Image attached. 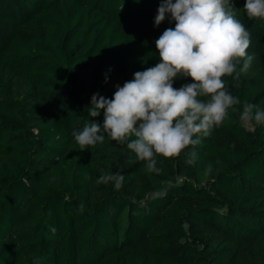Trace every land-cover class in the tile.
I'll list each match as a JSON object with an SVG mask.
<instances>
[{
  "label": "trees",
  "instance_id": "trees-1",
  "mask_svg": "<svg viewBox=\"0 0 264 264\" xmlns=\"http://www.w3.org/2000/svg\"><path fill=\"white\" fill-rule=\"evenodd\" d=\"M161 2L0 0V264H264V125L239 119L245 101L264 109V20L246 0L252 62L238 87L222 78L241 104L210 135L154 157L159 172L107 135L85 150L72 136L103 125L93 94L160 62L175 28L154 26ZM118 172V190L97 182Z\"/></svg>",
  "mask_w": 264,
  "mask_h": 264
},
{
  "label": "clouds",
  "instance_id": "clouds-1",
  "mask_svg": "<svg viewBox=\"0 0 264 264\" xmlns=\"http://www.w3.org/2000/svg\"><path fill=\"white\" fill-rule=\"evenodd\" d=\"M244 9L249 18L264 20V0H246ZM166 18L175 21V28L165 29L155 41L160 62L135 72L131 81L117 86L111 99L92 95L89 116L98 117L103 110L104 122L86 121L72 132L80 150L103 143L107 135L126 144L133 162L145 161L149 171L159 172L154 157L180 155L200 142L198 134L208 136L221 126L229 109L237 111L241 100L222 78L232 77L238 87L252 56L247 53L250 33L237 19L232 0H162L154 26ZM178 77H190L193 83L174 88ZM239 119L264 125V109L245 101ZM97 182L112 183L118 190L124 175H102Z\"/></svg>",
  "mask_w": 264,
  "mask_h": 264
},
{
  "label": "rangeland",
  "instance_id": "rangeland-1",
  "mask_svg": "<svg viewBox=\"0 0 264 264\" xmlns=\"http://www.w3.org/2000/svg\"><path fill=\"white\" fill-rule=\"evenodd\" d=\"M121 87V86H120Z\"/></svg>",
  "mask_w": 264,
  "mask_h": 264
}]
</instances>
